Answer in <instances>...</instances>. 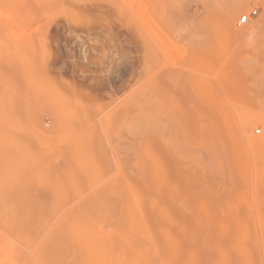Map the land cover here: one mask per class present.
Returning <instances> with one entry per match:
<instances>
[{
    "label": "rangeland",
    "instance_id": "374dc122",
    "mask_svg": "<svg viewBox=\"0 0 264 264\" xmlns=\"http://www.w3.org/2000/svg\"><path fill=\"white\" fill-rule=\"evenodd\" d=\"M0 218V264H264V0H0Z\"/></svg>",
    "mask_w": 264,
    "mask_h": 264
},
{
    "label": "bare ground",
    "instance_id": "6f19581e",
    "mask_svg": "<svg viewBox=\"0 0 264 264\" xmlns=\"http://www.w3.org/2000/svg\"><path fill=\"white\" fill-rule=\"evenodd\" d=\"M89 1H90V0H89ZM153 1H154V3H155L156 0H153ZM151 3H152V2H150V4H151ZM232 3H233V2H232ZM232 3H231V5H232ZM234 3H236V7H235V4H234ZM234 3H233V5H232L233 8H234V10H233V11H230V10H229L228 13L226 12L227 15H226V19H225V20H226V23L229 24V25H232L233 22L236 21V19H237L236 16H237V15L243 14L244 12H246V11L249 9V4H248L246 1H238V2H234ZM147 4H148V3H147ZM141 5L143 6V3H141ZM155 5H156V4H155ZM139 6H140V5H139ZM153 6H154V5L152 4V8H153V9L156 8L155 6H154V7H153ZM142 8H144V7H142ZM153 9H152V11L155 10V9H154V10H153ZM156 9H157V8H156ZM231 10H232V9H231ZM137 11H138V10H137ZM156 11H157V10H156ZM156 11H155V12H156ZM62 12H63V10H62ZM159 12H160V11H159ZM159 12H158V13H159ZM59 13H60V12H59ZM244 15H246V14H244ZM244 15H242L241 17H243ZM66 16H67V15H66ZM150 16H151V15H150ZM159 16H160V14H159ZM157 17H158V16H157ZM146 18H147V17H146ZM235 18H236V19H235ZM152 19H153V18H152ZM158 19H159V18H158ZM149 20H150V19H149ZM154 20H155V19H154ZM234 20H235V21H234ZM240 21L242 22V18H240ZM154 22H155V21L152 22V20L149 22V23H151V27H150V28H152V29L154 30V32L157 33V30H159V28H158L159 26L156 27L157 24H154ZM141 24H142V23H141ZM143 25H144V24H143ZM152 25H153V26L155 25L156 28H154ZM147 26H149V25H147ZM143 27H144V26H143ZM234 28H235V27H234ZM145 29H146V28H145ZM155 29H156V31H155ZM153 30H152V31H153ZM234 30H235V29H234ZM152 31H151V32L149 31V32L152 33ZM149 32H148V33H149ZM154 32H153L152 34H155ZM160 32L163 33L162 30H161ZM236 32H240V33H241V31L238 30V29H236ZM165 33H166V32H165ZM163 34H164V33H163ZM238 34H239V33H238ZM160 35H161V34H160ZM162 36H163V35H162ZM8 52H9V51H8ZM150 69H152V68L150 67ZM166 78H167V77H166ZM168 78H169V77H168ZM169 82H170V81H169ZM173 88H174V87H173ZM167 93H168V92H167ZM169 95H170V94H169ZM171 95H172V94H171ZM178 100H179V99H178ZM173 101H174V100H173ZM173 101H172V103H173ZM183 101H184V100H183ZM140 103H141V102H140ZM142 103H143V102H142ZM167 103H168V102H167ZM201 103H202V102H201ZM191 107H192V106H191ZM199 116H200V114H199ZM202 116H203V115H202ZM250 116H251V115H250ZM204 117H205V116H204ZM204 117H203L202 119H204ZM250 119H251V121L253 122V124H257V123L261 120L260 116H258V115H253ZM208 121H209V120H208ZM200 122H201V120H200ZM262 122H263V121H262ZM206 123H207V122H206ZM212 123H213V122H212ZM207 124H208V123H207ZM207 124H206V125H207ZM206 125H205V126H206ZM205 126H204V127H205ZM204 127H202V128H204ZM199 129H200V128H199ZM208 129H209V128H208ZM200 130H202V129H200ZM203 130H204V129H203ZM206 130H207V129H206ZM206 130H205V131H206ZM211 130H213V129H211ZM207 132H208V130H207ZM209 132H210V131H209ZM199 133H200V132H199ZM203 133H204V131H203ZM200 134H201V133H200ZM204 134H205V133H204ZM246 134H247V133H246ZM208 135H209V134H208ZM248 135H249V134H248ZM196 136H197V134H196ZM246 136H247V135H246ZM197 137H198V136H197ZM206 137H208V136H207V133H206ZM209 137H210V135H209ZM185 138H186V137H185ZM249 138H250V141H253V142L256 141L254 135H252V134H250ZM246 139H247V138H246ZM173 140H174V139H172V141H173ZM206 140H207V139H206ZM208 140H209V139H208ZM208 140H207V141H208ZM210 140H211V139H210ZM168 141H169V144H170V140H168ZM172 141H171V142H172ZM203 141H204V140H203ZM172 143H173V142H172ZM257 143H259V141H258ZM166 144H167V142H166ZM168 146L170 147V146H172V144H171V145H168ZM168 146H167V148H168ZM173 146H174V145H173ZM171 149H172V148H171ZM172 151H173V150H172ZM146 154H147V153H146ZM138 160H139V157H138ZM138 160H136V163H138V162H137ZM140 161H141V160H140ZM159 162H161V161H159ZM161 164H162V163H161ZM133 165H134V163H133ZM139 165H140V164H139ZM141 166L143 167V163H142ZM156 166H157V163H153V164H152V168H151L152 171H155ZM142 167H141V168H142ZM144 167H145V164H144ZM161 167H162V166H161ZM135 168H136V167H135ZM145 170H147V169H145ZM146 172H147V171H146ZM153 173L155 174V172H153ZM141 174H142V171H141ZM144 174H145V173H144ZM162 174H163V173H162ZM140 176H141V175H140ZM145 177H146V176H145ZM141 178H142V177H141ZM127 179H128V178H127ZM164 179H165V178H164ZM157 180H158V179H157ZM161 180H163V179H161ZM127 181H128V180H127ZM166 183H167V181H166ZM129 184H130V182H129ZM129 184H127V185H129ZM156 184H157V183H156ZM130 186L133 187L132 185H130ZM166 186H167V185H166ZM157 187H158V186H157ZM167 187H168V186H167ZM129 188H130V187H128L127 189H129ZM130 189H131V188H130ZM168 189L170 190V188H168ZM160 190H161V189H160ZM134 191H135V190H134ZM134 191H133V193H134ZM126 192H129V193H130V192H132V191L130 190V191H126ZM131 194H132V193H131ZM129 195H130V194H129ZM132 197H134L133 194H132ZM74 199H75V198H74ZM65 204H66V203H65ZM64 206H65V205H64ZM75 207H76V206H75ZM3 208H4V207H3ZM5 209H7V208H5ZM62 209H63V208H62ZM2 211H3V210H2ZM6 211H7V210H6ZM10 211H12V210H10ZM64 213H65V211H64ZM3 214H4V213H3ZM11 214H12V212H11ZM6 216H7V215H6ZM62 216H63V215H62ZM8 217H9V216H8ZM3 218H4V217H3ZM21 218H22V216H21ZM60 218H61V217H60ZM62 218H63V217H62ZM0 219H1V218H0ZM12 219H14V218H12ZM64 219H65V218H64ZM76 219H77V216L75 217V220L72 221V223H70L71 226L68 225V227H70L71 229H72L73 226L78 228V223H77V220H76ZM1 220H2V219H1ZM1 220H0V221H1ZM18 220H19V219H18ZM20 220H21V219H20ZM20 220H19V221H20ZM65 220H66V219H65ZM65 220H64V221H65ZM59 221H60V219H59ZM64 221H63V223H64ZM133 222H134V221H133ZM133 222H132V224H134ZM1 224H2V221H1ZM17 224H18V223H17ZM4 226H5V225H4ZM131 226H132V225H131ZM1 227H2V225H1ZM132 227H133V228L131 229L132 232H134V233H136V232H140V230H138L137 227H136V228H134V226H132ZM142 227H143V226H142ZM129 228H130V227H129ZM143 228L146 229V227H143ZM75 229H76V228H75ZM68 230H69V229H68ZM78 230H79V229H78ZM129 230H130V229H129ZM144 231H145V230H144ZM179 231H180V229H179ZM1 232H2V231H1ZM115 233H117V232H115ZM164 233H166V232H164ZM3 235H4V234H3ZM70 235H71V234H70ZM142 235H143V234H141L140 236H142ZM1 237H2V236H1ZM62 238H63V237H62ZM68 238H69V236H68ZM9 239H10V238H9ZM133 239H134V238H133ZM141 239H142V238H141ZM174 239H175V238H174ZM71 241H73V240H71V237H70V242H69V243H71ZM69 243H68V244H69ZM2 244L5 245L3 242H2ZM165 244H166V243H165ZM71 245H72V244H71ZM147 247H148V246H147ZM156 247H157V246L155 245V248H156ZM73 248H74V247H73ZM104 249H106V248H104ZM167 249H168V248H167ZM172 249H173V248H172ZM71 250H72V248H71ZM155 250H156V249H155ZM104 251L106 252V250H104ZM69 253H71V252L69 251ZM77 255H78V254H77ZM155 257H156V256H155ZM157 257H158V256H157ZM105 258H106V257H105ZM158 259H159V258H158ZM134 260H135V259H131V261H129V258H128V259H125V257H124V259L122 260V263H123V264H128V261H129V262L132 264V262H133ZM108 261H110L109 258H108ZM156 261H158V260H156ZM158 263H159V262H158Z\"/></svg>",
    "mask_w": 264,
    "mask_h": 264
},
{
    "label": "built area",
    "instance_id": "2783aa9c",
    "mask_svg": "<svg viewBox=\"0 0 264 264\" xmlns=\"http://www.w3.org/2000/svg\"><path fill=\"white\" fill-rule=\"evenodd\" d=\"M256 13V11H253L252 14ZM242 18V23H246L249 20V17L247 15H244Z\"/></svg>",
    "mask_w": 264,
    "mask_h": 264
}]
</instances>
